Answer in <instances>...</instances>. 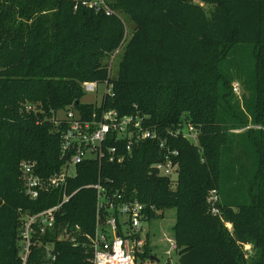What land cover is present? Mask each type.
<instances>
[{
	"label": "trees",
	"instance_id": "trees-1",
	"mask_svg": "<svg viewBox=\"0 0 264 264\" xmlns=\"http://www.w3.org/2000/svg\"><path fill=\"white\" fill-rule=\"evenodd\" d=\"M207 1L210 13L190 0H109L116 12L107 15L76 9V0H0V264H93L85 235L95 231L97 193L86 185L98 181V163L78 165L69 179V191H78L25 262L22 215L62 194L30 199L20 165L35 161L44 177L60 171L54 114L69 106L91 114L83 83L108 80L107 108L139 113L163 136L187 123L199 136L168 137L179 150L175 181L153 169L164 153L150 139L123 164L104 161L101 175L143 202L151 220L176 210L178 264H264V0ZM123 16L132 31L110 78ZM237 80L242 101L232 88ZM250 124L258 127L235 131ZM212 189L218 214L207 202ZM149 250L146 243L141 257Z\"/></svg>",
	"mask_w": 264,
	"mask_h": 264
},
{
	"label": "built area",
	"instance_id": "built-area-1",
	"mask_svg": "<svg viewBox=\"0 0 264 264\" xmlns=\"http://www.w3.org/2000/svg\"><path fill=\"white\" fill-rule=\"evenodd\" d=\"M85 6L96 12L112 15L116 11L111 7L109 0H76L75 8ZM128 36L126 33L120 45L111 53V61L121 54ZM109 77L113 78L109 72ZM235 84V83H234ZM104 86V87H101ZM239 83L234 89L237 91ZM84 91L102 95L100 104H93L91 114L69 106L65 117L55 115L56 129L60 132V159L63 166L60 171L47 177L38 172L35 161H22L21 173L24 193L30 199H37L43 192L60 190L61 200L46 209L38 212H29L22 215L23 241L22 257L27 260L31 246L36 244L35 238L47 230L54 228L57 213L63 204L78 191H69V179L75 177L78 165L85 161H94L99 165L98 181L87 184L96 190V226L93 234L85 235L93 253V264H139L138 259L145 252L146 238L150 228L145 230L143 225L148 223L149 214L146 205L136 196L129 194L125 187L117 188L114 180L101 175L104 161L123 164L133 154L135 145L145 140H156L163 151V159L153 165L159 176L169 177L175 181L179 174V150L173 149L168 143V137L182 134L193 142L198 141V130L190 123L181 129H167L161 135L157 129L147 124V117L139 113L121 114L115 108L105 106L106 98L112 93L113 85L108 81H86ZM34 105H27V109H34ZM98 109V110H97ZM207 202L213 214L219 213L218 203L220 196L217 190L209 191ZM48 255H52V246L46 245Z\"/></svg>",
	"mask_w": 264,
	"mask_h": 264
},
{
	"label": "rangeland",
	"instance_id": "rangeland-1",
	"mask_svg": "<svg viewBox=\"0 0 264 264\" xmlns=\"http://www.w3.org/2000/svg\"><path fill=\"white\" fill-rule=\"evenodd\" d=\"M190 2L194 4H198L201 8L205 10V12L210 13L211 10H213V3L207 1V0H190ZM125 16V15H124ZM123 16V22L125 26V33L129 37L132 31L133 24L131 21ZM118 59L117 58L114 61H111V55L108 56V62H109V72L112 76L117 75L118 71ZM239 83V88L236 91L234 89L235 84ZM235 83V84H234ZM104 87V86H101ZM232 88L234 93L238 98L242 101V95L244 93L243 85L240 81H234L232 83ZM81 101L83 103H90V104H100L102 101V95L101 93L97 95V93L94 92H88L86 91L84 93V96L82 97ZM59 117H65V111H60L58 113ZM258 126L255 125H248L245 127H242L240 129H237L235 131H244L249 128H255ZM176 221V210L170 209L166 210L163 217L154 219L150 222V227L148 223L144 224L143 227L145 230H149V237L146 238V243L150 246V250L148 251L146 257H141L138 259L139 264H178V251L176 247V241H175V234L173 230V226ZM246 250V254L250 255L253 253V248L251 246L244 247Z\"/></svg>",
	"mask_w": 264,
	"mask_h": 264
},
{
	"label": "crops",
	"instance_id": "crops-1",
	"mask_svg": "<svg viewBox=\"0 0 264 264\" xmlns=\"http://www.w3.org/2000/svg\"><path fill=\"white\" fill-rule=\"evenodd\" d=\"M179 259V258H178Z\"/></svg>",
	"mask_w": 264,
	"mask_h": 264
}]
</instances>
